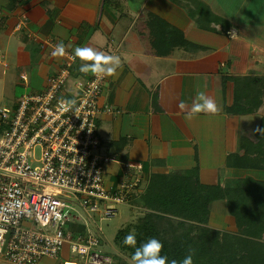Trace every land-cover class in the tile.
I'll return each mask as SVG.
<instances>
[{
	"label": "crops",
	"instance_id": "crops-1",
	"mask_svg": "<svg viewBox=\"0 0 264 264\" xmlns=\"http://www.w3.org/2000/svg\"><path fill=\"white\" fill-rule=\"evenodd\" d=\"M41 1H46L49 16ZM110 1L0 0V100L10 96L7 101L13 105L24 93L43 89L59 60L39 54L37 40L50 34L73 52L87 46L121 59V68L105 77L99 94L100 106L112 111L96 119L100 152L111 158L104 170L106 185L137 177L133 195L139 196L152 175L170 172H190L208 186L223 187L228 179L245 177L264 181V170L226 166L227 156L238 152L240 137L264 132V0H196L229 23L225 33L214 23L210 27L218 32L198 28L183 6L185 0L180 7L168 0ZM150 14L179 30L191 47L154 55L148 43ZM75 66L80 67L79 60ZM24 70L32 72L30 80ZM199 91L221 111L186 119V110L178 105L186 101L190 106ZM126 162L138 165L139 171L125 173ZM125 205L133 220L144 211ZM208 226L233 229L223 200L211 202ZM63 263L73 264L60 253L37 262ZM0 264L7 263L0 259Z\"/></svg>",
	"mask_w": 264,
	"mask_h": 264
},
{
	"label": "built area",
	"instance_id": "built-area-1",
	"mask_svg": "<svg viewBox=\"0 0 264 264\" xmlns=\"http://www.w3.org/2000/svg\"><path fill=\"white\" fill-rule=\"evenodd\" d=\"M58 42L50 34L37 40L48 58ZM73 53L66 48L58 57L41 91L0 107V259L7 264H37L63 248L73 264H112L98 249V225L139 183L136 177L105 184L111 158L100 152L96 133L97 117L112 111L99 104L105 77L80 73ZM62 98L77 102L65 111ZM123 167L125 173L140 168ZM76 220L83 223L79 230H64Z\"/></svg>",
	"mask_w": 264,
	"mask_h": 264
},
{
	"label": "trees",
	"instance_id": "trees-1",
	"mask_svg": "<svg viewBox=\"0 0 264 264\" xmlns=\"http://www.w3.org/2000/svg\"><path fill=\"white\" fill-rule=\"evenodd\" d=\"M168 1L182 5L181 0ZM185 2L183 6L198 28L218 32L210 27L214 23L220 25V33H225L230 27L226 20L214 16L200 2ZM110 3V0H102L104 5ZM39 4L49 16L46 1ZM155 20L160 23L154 15L148 16V43L154 55L168 56L181 45L191 47L179 30H173L162 21L156 27ZM3 21L0 18V26ZM226 166L246 171L264 170V132L240 137L238 152L227 156ZM183 175V172L152 175L139 196L133 195L136 189L126 195L127 203L144 211L115 233L112 239L115 253L101 252L110 256L112 264H123L122 257L130 260L134 249L125 246L123 240L134 230L137 246L149 238H157L163 243L161 254L169 260L181 261L192 249L195 252L193 264H264V181L248 177L228 179L220 187L202 185L190 172ZM215 200L224 201L226 213L233 221L232 230L208 226L210 204Z\"/></svg>",
	"mask_w": 264,
	"mask_h": 264
},
{
	"label": "clouds",
	"instance_id": "clouds-1",
	"mask_svg": "<svg viewBox=\"0 0 264 264\" xmlns=\"http://www.w3.org/2000/svg\"><path fill=\"white\" fill-rule=\"evenodd\" d=\"M54 57H64L66 55V45L63 41L58 42L52 51ZM72 59L80 61L79 72L82 74H92L99 79L114 76L118 69L121 68V59L117 55L107 54L98 51L92 47H76L72 55ZM75 99H61L59 101L61 107L65 111L71 110L76 104ZM178 107L186 110V119H192L198 114L217 115L221 111L220 106L215 100L210 98L203 91H199L189 106L186 101H181ZM125 246L134 249L130 264H193L194 250L189 249L181 261L171 259L166 255H162L163 243L157 238H149L144 243L137 246L135 231L130 232L123 240Z\"/></svg>",
	"mask_w": 264,
	"mask_h": 264
},
{
	"label": "rangeland",
	"instance_id": "rangeland-1",
	"mask_svg": "<svg viewBox=\"0 0 264 264\" xmlns=\"http://www.w3.org/2000/svg\"><path fill=\"white\" fill-rule=\"evenodd\" d=\"M39 54L41 56H44V52L42 50H40ZM12 64H14V63H11V66H12ZM37 66L40 68L41 67V64H38ZM6 71H8L7 74L10 73L9 70H6ZM18 72H20V69H19ZM23 72L26 73V76L30 80L31 79V76H32L31 75L32 72L31 71H28V70H24ZM7 87L9 88L10 85H8ZM9 97L10 96H8V98H6V99L1 98V100H0V107L3 106V105H10V104L13 103V102L10 103V102L7 101L8 99H10ZM11 98H12V96H11ZM136 196H137V194H136ZM115 210H116V213H115V215L113 217H111V218H109L107 220L100 221L99 222V225H98L100 227L101 235H102L100 237V246H99L98 249L101 250V251H103V252H110V251H112V252L115 253V249L112 246L113 236L115 235V233L118 230H120L122 227H124L127 224V222H132L133 221L132 214L131 215L129 214V210H128L127 206L125 205V203L115 205ZM89 223H90V221H89ZM73 224L74 225L71 226L68 223H66L65 226H64V230H66V229L73 230L76 226L79 227L83 223H82L81 220H76ZM111 246H112V249H111ZM60 254H65L68 257L69 260H71V261L73 260V256L70 255L67 252L66 248H63L61 250ZM122 258H123L122 260L124 261L123 264H130V260H128V259H126L124 257H122Z\"/></svg>",
	"mask_w": 264,
	"mask_h": 264
}]
</instances>
